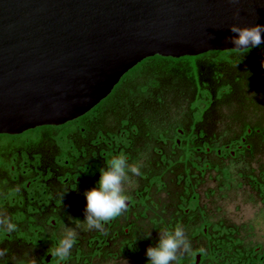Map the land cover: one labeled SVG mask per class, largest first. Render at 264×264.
Instances as JSON below:
<instances>
[{"label":"flooded vegetation","instance_id":"flooded-vegetation-1","mask_svg":"<svg viewBox=\"0 0 264 264\" xmlns=\"http://www.w3.org/2000/svg\"><path fill=\"white\" fill-rule=\"evenodd\" d=\"M121 154L142 173L124 185L128 209L88 231L69 216L84 219L83 193ZM177 226L191 245L178 264H264V51L152 56L84 114L0 133V264H147Z\"/></svg>","mask_w":264,"mask_h":264},{"label":"water","instance_id":"water-1","mask_svg":"<svg viewBox=\"0 0 264 264\" xmlns=\"http://www.w3.org/2000/svg\"><path fill=\"white\" fill-rule=\"evenodd\" d=\"M232 24L264 0H0V133L84 114L146 58L235 50Z\"/></svg>","mask_w":264,"mask_h":264},{"label":"clouds","instance_id":"clouds-1","mask_svg":"<svg viewBox=\"0 0 264 264\" xmlns=\"http://www.w3.org/2000/svg\"><path fill=\"white\" fill-rule=\"evenodd\" d=\"M234 14L238 17L239 10ZM229 29L234 34L226 40V43L233 45L231 49L242 53H248L252 49L264 51V25L255 24L251 27H240L237 24H232ZM99 172L100 178L96 181V186L83 193L86 199L84 219L80 220L69 216L70 219L81 221L86 225L88 231H103L107 223L127 211L129 197L125 192L124 185L129 180V173L134 176L142 175L140 167L130 165L123 154L110 159L106 167ZM67 193L68 191L61 196L62 201ZM15 229V224L6 223L8 232L15 231ZM150 238L151 231L143 239ZM76 239L77 233L74 230L67 231L59 239L53 254L60 261L66 260L71 255ZM190 248V241L187 239L184 229L177 226L173 231L160 234L158 242L146 249L147 264H178L179 253L187 252ZM6 255L7 250L0 249V258ZM126 264H128L127 261Z\"/></svg>","mask_w":264,"mask_h":264},{"label":"rangeland","instance_id":"rangeland-1","mask_svg":"<svg viewBox=\"0 0 264 264\" xmlns=\"http://www.w3.org/2000/svg\"><path fill=\"white\" fill-rule=\"evenodd\" d=\"M218 111L221 112L222 115H223L224 117L228 118V119H224V120H223V124H224V125H223V128H224V129L227 128L226 125H228V124H232V123H233V130L235 129V128H234L235 126H236V129H237V127L239 126L240 122H239V120H238L237 118H233L231 115L227 114V113H230V111H229V108L226 107V105H220ZM228 111H229V112H228ZM226 114H227V115H226ZM225 115H226V116H225ZM236 121H237L238 123H237ZM234 131H235V130H234Z\"/></svg>","mask_w":264,"mask_h":264},{"label":"trees","instance_id":"trees-1","mask_svg":"<svg viewBox=\"0 0 264 264\" xmlns=\"http://www.w3.org/2000/svg\"><path fill=\"white\" fill-rule=\"evenodd\" d=\"M156 56H158V55H156Z\"/></svg>","mask_w":264,"mask_h":264}]
</instances>
